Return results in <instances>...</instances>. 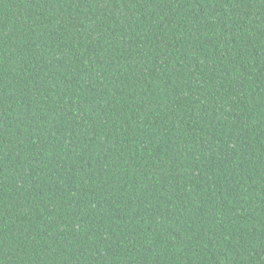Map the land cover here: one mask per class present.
Returning a JSON list of instances; mask_svg holds the SVG:
<instances>
[{
	"label": "trees",
	"instance_id": "trees-1",
	"mask_svg": "<svg viewBox=\"0 0 264 264\" xmlns=\"http://www.w3.org/2000/svg\"><path fill=\"white\" fill-rule=\"evenodd\" d=\"M0 264H264V0H0Z\"/></svg>",
	"mask_w": 264,
	"mask_h": 264
}]
</instances>
